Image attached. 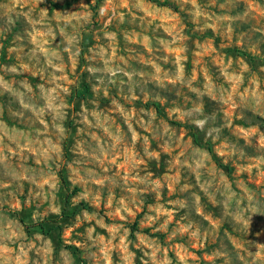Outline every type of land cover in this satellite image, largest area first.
I'll return each mask as SVG.
<instances>
[{
    "label": "rangeland",
    "instance_id": "1",
    "mask_svg": "<svg viewBox=\"0 0 264 264\" xmlns=\"http://www.w3.org/2000/svg\"><path fill=\"white\" fill-rule=\"evenodd\" d=\"M66 245L264 264V0H0V264Z\"/></svg>",
    "mask_w": 264,
    "mask_h": 264
},
{
    "label": "trees",
    "instance_id": "2",
    "mask_svg": "<svg viewBox=\"0 0 264 264\" xmlns=\"http://www.w3.org/2000/svg\"><path fill=\"white\" fill-rule=\"evenodd\" d=\"M233 50L236 51V52L243 53V51H241L240 49H233ZM243 54L248 56V58L251 61L255 60L254 56H251V55H249L248 53H245V52ZM85 88L88 90V85L87 84L85 85ZM81 95H83V93L81 91H78L76 96H81ZM147 104H151L156 109V111L159 114H162V108H161V105L158 102L154 101V102H150V103H147ZM173 123H175L177 125H181V123H179L177 121H173ZM187 127L190 128L195 143L201 144V139H200L198 133L195 131L194 126L187 125ZM206 145H207V148L210 151V153L213 154V156H215L214 153H213L212 146L210 144H207V143H206ZM65 151H68L67 144L65 145ZM219 164L222 167L226 168L227 171L231 170L228 165H224L222 163H219ZM60 175H61V179H62V182L64 184V187H65L66 191H69L70 190V183H69V180H68L67 176L65 175V168L64 167L61 168ZM67 200H68V194H67ZM68 216H69V209H67V207H65L62 210L60 215L52 216L49 220L41 221V222L34 223V224H29V225H26V226L29 229L38 228L42 232H49L50 230L52 231V230H54L56 228H60V225H58L59 222H63L66 218H68ZM49 224H54V225L53 226H49ZM66 247L69 248L75 255H77L78 259L81 261L82 264H87L85 259L81 256V251L76 246H74V245H66Z\"/></svg>",
    "mask_w": 264,
    "mask_h": 264
}]
</instances>
